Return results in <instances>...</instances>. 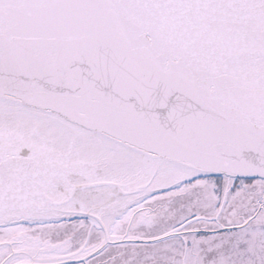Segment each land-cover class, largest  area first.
Returning <instances> with one entry per match:
<instances>
[{"label":"snow or ice","instance_id":"obj_1","mask_svg":"<svg viewBox=\"0 0 264 264\" xmlns=\"http://www.w3.org/2000/svg\"><path fill=\"white\" fill-rule=\"evenodd\" d=\"M0 264H264V0H0Z\"/></svg>","mask_w":264,"mask_h":264}]
</instances>
